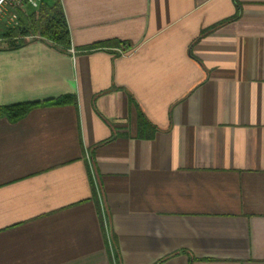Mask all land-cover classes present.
I'll list each match as a JSON object with an SVG mask.
<instances>
[{
	"label": "crops",
	"instance_id": "obj_1",
	"mask_svg": "<svg viewBox=\"0 0 264 264\" xmlns=\"http://www.w3.org/2000/svg\"><path fill=\"white\" fill-rule=\"evenodd\" d=\"M60 2L0 40V264H264V0Z\"/></svg>",
	"mask_w": 264,
	"mask_h": 264
},
{
	"label": "trees",
	"instance_id": "obj_2",
	"mask_svg": "<svg viewBox=\"0 0 264 264\" xmlns=\"http://www.w3.org/2000/svg\"><path fill=\"white\" fill-rule=\"evenodd\" d=\"M37 39L64 52L70 47L69 29L60 0L41 2L37 9L22 15L15 26H6L0 22V40L5 43L4 49H15ZM67 97L73 98L74 95ZM62 101L57 99L55 103ZM18 109V106L1 108L0 114L15 119L24 114Z\"/></svg>",
	"mask_w": 264,
	"mask_h": 264
},
{
	"label": "built area",
	"instance_id": "obj_3",
	"mask_svg": "<svg viewBox=\"0 0 264 264\" xmlns=\"http://www.w3.org/2000/svg\"><path fill=\"white\" fill-rule=\"evenodd\" d=\"M41 2L42 0H0V22L6 26H15L22 15H28L37 9Z\"/></svg>",
	"mask_w": 264,
	"mask_h": 264
},
{
	"label": "rangeland",
	"instance_id": "obj_4",
	"mask_svg": "<svg viewBox=\"0 0 264 264\" xmlns=\"http://www.w3.org/2000/svg\"><path fill=\"white\" fill-rule=\"evenodd\" d=\"M46 2H48L49 0H45Z\"/></svg>",
	"mask_w": 264,
	"mask_h": 264
}]
</instances>
